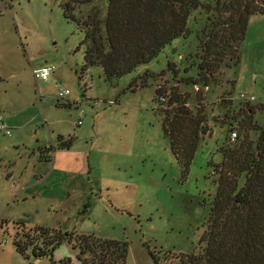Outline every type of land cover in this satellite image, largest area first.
<instances>
[{
  "label": "rangeland",
  "instance_id": "rangeland-1",
  "mask_svg": "<svg viewBox=\"0 0 264 264\" xmlns=\"http://www.w3.org/2000/svg\"><path fill=\"white\" fill-rule=\"evenodd\" d=\"M62 2L0 0V115L12 128L10 136L0 134V264H52L49 257L28 260L16 250L18 221L28 228L126 241L127 264H154L152 252L161 254V264H179V254L200 250L222 147L236 140L231 133L240 132L242 124L264 122V112L251 113L249 100L240 96L254 95L249 102L264 104V12L249 17L240 63L229 67L226 59L210 67L215 73L209 85L185 80L197 75L204 54L198 33L208 19L202 9L192 12L190 35L167 45L151 63L110 81L101 66L82 70L84 35L65 17ZM257 5L264 7V0ZM222 28L220 35L227 34L228 27ZM217 43L227 42L221 36ZM214 49L206 50L205 63L213 64ZM46 64L54 72L49 80H37L34 68ZM146 66L156 73L147 75ZM66 88L70 94L58 98ZM159 94L168 102H159ZM176 95L208 129L189 166L171 150L162 124L166 110L181 103L169 104ZM248 132L251 139L258 137L255 129ZM61 136L71 138L73 146L43 156ZM224 166L232 169L230 158ZM166 251H171L167 258ZM54 258L84 264L68 243Z\"/></svg>",
  "mask_w": 264,
  "mask_h": 264
},
{
  "label": "trees",
  "instance_id": "trees-1",
  "mask_svg": "<svg viewBox=\"0 0 264 264\" xmlns=\"http://www.w3.org/2000/svg\"><path fill=\"white\" fill-rule=\"evenodd\" d=\"M210 2L63 0L62 7L65 17L74 21L84 35L81 46L85 49V65L82 70L101 66L110 81L151 63L167 45L190 35L189 19L193 10H205L208 22L198 33L199 41L204 42V54L197 63V75L185 77V80L192 84L209 85L210 76L215 73L210 67L221 65L226 59H229L225 62L229 67L240 63L249 17L264 12V7L257 5L258 0ZM224 26L228 27L227 34L220 35ZM205 34H208L209 41L204 39ZM221 36L228 43L222 47L217 43ZM211 47L216 48L214 60L213 64H207L205 52ZM145 73L150 76L155 74L152 71ZM141 77L136 76L129 89L133 90V82ZM162 96L166 98L165 101H161ZM157 98L162 104L168 102L165 94H159ZM173 102L181 103L172 111L166 110L163 129L170 139L173 153L180 162L189 166L203 140L202 135L208 129L202 127L203 117L191 115L184 107L186 101H182L181 96L170 98L169 104ZM246 106L251 113L257 110L264 112V104L255 105L248 101ZM238 118L234 116L235 121H239ZM254 122L248 121L249 124ZM254 126L242 124L236 140L222 147L223 163L219 166L215 164L216 173L219 174L217 193L200 241V250L192 254H179V264H264V122L254 123ZM249 129L257 131L255 140L250 138ZM72 146L71 138L61 136L57 147L51 145L42 153ZM229 158L230 164L233 163L231 170L223 167ZM242 176L244 182L241 185ZM16 224L13 244L28 260L49 257L52 264H72L71 258L59 261L54 258L55 250L68 243L78 251V257L84 264H127L129 243L126 241L55 227L28 228L22 221ZM170 252H164L163 257L167 258ZM151 256L154 264H161V254L152 252Z\"/></svg>",
  "mask_w": 264,
  "mask_h": 264
},
{
  "label": "built area",
  "instance_id": "built-area-1",
  "mask_svg": "<svg viewBox=\"0 0 264 264\" xmlns=\"http://www.w3.org/2000/svg\"><path fill=\"white\" fill-rule=\"evenodd\" d=\"M55 67L53 65H45L40 68L34 69V75L37 78V80H49L52 73L54 72ZM70 94V89L66 88L59 92L58 98H64ZM242 99H246L249 101L254 102L256 100V97L254 95H247L244 93L240 94ZM165 101L166 98L164 96L161 97V101ZM81 123V121H79ZM12 128L5 122L2 115H0V134H4L6 136H10L12 134ZM237 137V132L233 131L231 133V140H235Z\"/></svg>",
  "mask_w": 264,
  "mask_h": 264
},
{
  "label": "crops",
  "instance_id": "crops-1",
  "mask_svg": "<svg viewBox=\"0 0 264 264\" xmlns=\"http://www.w3.org/2000/svg\"><path fill=\"white\" fill-rule=\"evenodd\" d=\"M11 7H12V5H11ZM47 65V64H46ZM50 65V64H49ZM43 66H45V65H43ZM42 67V66H41ZM37 68H40V67H37ZM34 69H36V68H34ZM145 70L146 71H152L153 73H156L153 69H151L150 67H148V66H146V68H145ZM4 118V117H3ZM5 120V119H4ZM56 147V146H55ZM56 149V148H55ZM58 149H63V148H58ZM55 151V150H54ZM43 156H44V154H43ZM43 156H42V158H43ZM48 161H49V163L51 164V163H53V161H52V159L50 158H48ZM57 170H61V171H66V170H63V169H57Z\"/></svg>",
  "mask_w": 264,
  "mask_h": 264
}]
</instances>
